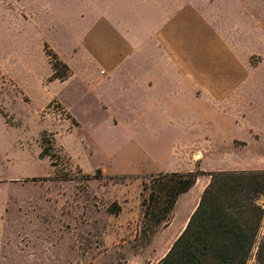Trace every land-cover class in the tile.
Masks as SVG:
<instances>
[{"label": "rangeland", "instance_id": "1", "mask_svg": "<svg viewBox=\"0 0 264 264\" xmlns=\"http://www.w3.org/2000/svg\"><path fill=\"white\" fill-rule=\"evenodd\" d=\"M19 3L25 9L46 5L67 17L89 7L81 0ZM175 3L182 35L189 30L193 40L195 31L198 68L211 56L220 62L226 51L232 64L264 76V0ZM16 4L0 0V264H158L177 237L158 234L164 222L144 223L141 202L151 191L150 175L186 169L196 160L193 172H199L195 152L180 154L207 140H193L184 128L156 119L142 122L139 110L127 112L121 104L102 107L77 77L46 91L39 34L23 19L17 23ZM59 36L55 40L63 44L70 39L65 29ZM55 71L70 75L67 66ZM50 97L66 107L58 100L44 105ZM199 112L200 125L211 120L204 96ZM255 204L263 215L264 196ZM263 225L261 217L246 264H256Z\"/></svg>", "mask_w": 264, "mask_h": 264}, {"label": "crops", "instance_id": "2", "mask_svg": "<svg viewBox=\"0 0 264 264\" xmlns=\"http://www.w3.org/2000/svg\"><path fill=\"white\" fill-rule=\"evenodd\" d=\"M81 1L89 7L71 17L51 13L46 5L25 9L19 0L15 5L17 23L23 19L39 34L47 64L41 79L46 91L77 77L102 107L121 104L127 112L139 110L142 122L156 119L184 128L193 140H207L206 146L184 147L180 154L195 152V157L198 152L201 173L264 170V76L232 64L226 51H221L220 62L211 56L205 68H198L195 31L193 40L189 30L182 35L175 0ZM64 29L70 37L67 44L55 40ZM22 30L17 27V38ZM45 47L70 69L67 78L49 80L52 70ZM115 95L119 98H111ZM202 96L212 105V117L200 125ZM51 100L66 107L56 97L44 105ZM196 163L154 173L193 172ZM201 176L178 195L170 221L158 232L164 240L177 237L185 227L208 183Z\"/></svg>", "mask_w": 264, "mask_h": 264}, {"label": "trees", "instance_id": "3", "mask_svg": "<svg viewBox=\"0 0 264 264\" xmlns=\"http://www.w3.org/2000/svg\"><path fill=\"white\" fill-rule=\"evenodd\" d=\"M44 54L51 62L49 80L66 78L56 75L57 67L66 68L56 55L46 47ZM204 174L210 177L208 184L182 232L158 264H246L262 217L255 200L264 196V171L151 174V191L141 202L144 223L166 225L178 195ZM146 188L144 185L143 190ZM256 264H264V238L257 245Z\"/></svg>", "mask_w": 264, "mask_h": 264}, {"label": "built area", "instance_id": "4", "mask_svg": "<svg viewBox=\"0 0 264 264\" xmlns=\"http://www.w3.org/2000/svg\"><path fill=\"white\" fill-rule=\"evenodd\" d=\"M262 223L264 224V210H263V215H262Z\"/></svg>", "mask_w": 264, "mask_h": 264}, {"label": "bare ground", "instance_id": "5", "mask_svg": "<svg viewBox=\"0 0 264 264\" xmlns=\"http://www.w3.org/2000/svg\"><path fill=\"white\" fill-rule=\"evenodd\" d=\"M196 158H199V156L197 155Z\"/></svg>", "mask_w": 264, "mask_h": 264}]
</instances>
